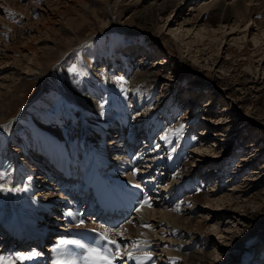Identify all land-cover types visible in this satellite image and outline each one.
<instances>
[{"label":"rangeland","instance_id":"rangeland-1","mask_svg":"<svg viewBox=\"0 0 264 264\" xmlns=\"http://www.w3.org/2000/svg\"><path fill=\"white\" fill-rule=\"evenodd\" d=\"M155 1L162 0H86L75 3L74 7L58 15L47 29L44 28L35 34L38 40L34 47L24 49L18 43L15 48L21 51H14L6 62L0 63V148L5 144V148L13 150L14 146L20 145L16 141H10L14 139V135L18 137L36 135L42 127L57 125L58 128H62L61 115L66 114L68 115L65 116V125L73 124L74 117L82 115L80 122H76L79 124L77 128H80V123L87 115L94 117L97 119L95 123L99 126L95 124L97 128L92 132L102 136L101 129L109 130V125L116 123L120 114V108L117 107L115 100L117 95L115 91L118 90L116 83L126 85L115 76V74L123 76L121 69L117 66L114 68L115 61L119 62L124 54H132L136 59L146 60V64L153 65L157 71L156 87L148 93L150 100L151 96H159L157 105H151L157 106L155 114L160 111V120H164V123H167V117L163 109L171 108L173 111L179 109L178 116L173 119L171 125L164 124V130L162 127L158 128L159 132L156 135L153 133L152 138L144 135L145 139L138 140L133 145L134 148L123 147L124 138V141L118 142L121 144L117 149L107 150L108 157L101 155V150L104 149L100 147L102 143L98 145L93 142L91 139L93 133L88 130L86 138L90 142V148L94 150L93 157L101 160L100 163L97 161L98 165L104 164L105 172L109 177H116L110 178L121 187L142 184L140 188L147 189V183L154 185L151 190L154 189L158 196L156 198L155 195L157 200L151 202L154 211H157L155 213L157 219L153 222L157 233L161 235L167 231L168 234L171 229L170 226L162 223L159 225L158 222L165 208L167 206L169 208V205L164 204V200L167 199L166 191L172 186L167 185V180L175 177V173L171 174L175 158L181 154L187 155L190 167H197L196 171L190 174L191 177L197 180V185L202 184L204 192L209 191L207 195L213 200L214 205L204 206L202 210L203 206L199 203L190 204L188 210L190 213L187 211V217L192 215L201 218L211 217L208 222L205 221L202 239L199 232L192 231V227L185 228L188 232L192 231L190 234L198 242L196 247L200 248L206 242L207 250L214 251L211 255L214 264H260L264 258L260 252L262 249L264 251V23L258 25L257 22L262 21L264 17L258 21L253 18L237 21L233 19L230 23H223L221 28L210 22L211 20L205 19L207 13L214 11L219 4L223 2L229 4L235 0H189L183 3L180 0L177 6L186 14L175 10L170 15L159 14L153 18L144 17L138 11L145 4ZM256 2L259 1H248L250 4ZM255 7L258 8L257 5ZM193 15H197L195 22V19L192 20ZM186 18L189 20L184 21ZM178 24L182 27L175 35L172 30ZM207 24H212L214 31L211 28L200 29ZM45 39L49 44L54 43L55 48L60 42L57 56L52 57V49L45 45ZM58 58L60 60L56 65L54 61ZM1 60L2 56L0 62ZM73 67L75 71L70 70ZM113 68L114 73L110 74L109 70ZM94 76L99 80L100 88L97 89L95 96L93 95L94 100L90 99L93 102L91 104L84 96L94 88L93 82L90 81ZM143 92L145 91H140L138 95ZM88 95L91 96V92ZM137 99L139 100V97L136 95L128 97L134 111L138 109L135 105ZM144 100L143 98L142 102ZM72 113L76 114L71 116ZM150 123L151 121L148 124ZM205 124L207 128L203 132ZM50 135L47 131L42 132L45 138H50ZM111 135V133L107 135L106 139L110 140ZM165 135L167 139H162ZM140 136L144 137L143 134ZM189 136L192 137L193 143L187 141L190 139ZM143 139L147 141L146 144ZM156 145L159 147H155ZM60 149L65 154L68 153L67 147L60 146ZM81 151L79 149L80 154L83 153ZM66 156L68 158V155ZM113 157L117 158L111 160ZM62 159L64 161L65 158ZM87 167L92 172L94 170L98 176L95 178L97 186L92 188H104L106 184L103 183L107 181L101 177L105 175L99 174L97 168L92 165ZM89 169L88 172L91 173ZM134 169L138 170L135 176L132 175ZM0 175L1 183L8 182L5 179L7 174L1 165ZM84 175L82 173L80 175L82 177L76 179L72 186L70 183L58 186V180H54L55 178L51 180V177H47V180H50L49 183L46 182L47 185L39 183V187H42L40 190L44 192L52 190L53 193L61 194L55 197V204L45 202L52 203L51 207H56V210L47 209L45 203L40 209L49 210L46 213L52 212L54 219L62 223L63 219H58L61 215L58 213L65 206L61 205L76 204L71 190L77 187L78 181L82 182L85 179ZM14 177L13 181H16L17 176ZM25 177L29 181V176ZM35 177L36 184L39 180L44 181ZM26 178H21L18 183L14 181V186L25 185L24 189L28 191L30 188ZM100 179L104 181L101 182ZM6 187L10 189L8 185ZM34 189L29 190L33 195L37 193ZM74 190L73 195L80 194L76 193L79 188ZM184 190L188 192L187 189ZM17 191V188L8 191L14 195L15 203L18 200L16 198L25 200L24 191ZM44 192L42 193L45 194ZM5 199L3 198V201ZM85 201L86 198L76 205L86 203L84 204L86 209L83 210H89L90 205L87 207L89 203ZM8 204V201L3 202L5 210L7 209L6 215L9 217L6 220L11 224L13 219L12 225L15 223L13 227L16 229L20 218L16 217V220L15 213L20 214L26 209L23 205L19 207L15 204L13 207L15 212L11 214ZM218 206L226 208L214 211V207ZM35 208L31 209L30 216L38 215L34 212L42 213L38 207ZM111 213L112 218L119 216L114 211ZM96 215L101 218L100 214ZM137 215L138 213L133 216L135 223L132 224L139 228L136 222ZM52 216L48 215L50 218ZM39 218H36V228L42 223L39 222ZM46 221L54 223L53 218ZM128 221H132V218L126 220ZM60 223L54 225L55 229L50 232V237L56 235L55 230L64 228L60 227ZM139 229L141 233L142 228ZM31 230L34 231V227H31ZM146 234L144 230L143 235ZM252 235H255V238H252ZM123 237L125 240L127 238L128 252L132 245L131 241L137 240L127 234H123ZM172 240L173 238H170V242ZM152 250L157 264H173L167 262L170 261L169 258L174 260L180 258L175 254H170L171 256L168 254L169 257L167 254L164 255L156 245ZM133 262L136 263L135 260Z\"/></svg>","mask_w":264,"mask_h":264},{"label":"bare ground","instance_id":"bare-ground-1","mask_svg":"<svg viewBox=\"0 0 264 264\" xmlns=\"http://www.w3.org/2000/svg\"><path fill=\"white\" fill-rule=\"evenodd\" d=\"M85 1L86 0H0V57L2 56V60L0 63H3V61L6 62L7 58L11 57L14 51L16 50L21 51L20 49L15 48V46L18 45V43L24 49L26 47L28 48L34 47V43L38 40V38L35 37V34L38 31L44 28L47 29L51 22L53 24V22L55 21L58 15L74 7L75 3H81ZM179 1L180 0H162L159 2L155 1L149 4H145L140 9H138V11L141 14H143L144 17L146 16L148 18L156 17V15H159V14L170 15L171 12L175 10L178 13H185L181 11V8H178L177 4L180 3ZM184 1H189V0H182V3ZM248 1L252 2L255 0H235L234 2H231L229 4H226L223 2L222 4H219L217 7H215L216 9L214 11L213 10L209 11L205 19L211 20L210 22L219 26V28L223 26L222 25L223 23H230V21L233 19H235L234 21L243 20L247 18H249L250 20L251 18H253L255 19V21L261 20V18L264 17V0H257L259 2L258 3L256 2L253 4L248 3ZM256 5L258 6V8L255 7ZM198 13H199L198 14L199 16L200 12ZM260 13L262 15H259ZM179 16L182 17L183 15L179 14ZM196 18H197V15L196 16L193 15L192 20L195 19L194 20L195 22ZM187 19L189 20V18H186L184 19V21ZM178 23H180V21ZM260 23H264V19L262 21L257 22L258 25ZM170 24L171 23H169V25ZM231 25L233 26V24ZM211 26L213 25L207 24L205 26H202L200 29L205 28V30H209L207 28H211V30L214 31L215 28L212 29ZM181 27L182 25L178 24V26L174 30H172L173 34L177 35V30L178 29L180 30ZM210 36H211V33H209V37ZM48 42L49 41L45 39V45H49L52 49V57L54 55L57 56L56 54L59 52L57 48H59L60 42L58 43L56 48L54 47L55 45L54 43L49 44ZM59 60H60L59 58L55 59L54 63L57 65ZM146 63H147L146 60L143 61V59H136L134 58L132 54H124L122 58L120 57L119 62L115 61L114 68L117 66L118 69H121V71H123L122 73L123 76H118L116 74L115 76H117V78L120 81L121 80L122 82L124 81L126 85H123L121 83L119 84L116 83V87L118 90L115 91V93L118 96L116 95L115 100H117L116 101L117 107L120 108V114L117 117V122L113 123L112 125H109L110 127L109 130L101 129L102 136H100L99 133L94 132L95 133L94 134L92 132V130H96L97 126H99L98 123H95L97 119H95L94 117L87 115V118L85 120L82 119L84 121L80 123V128H77V125L79 124H77L76 122H80V117L82 115L78 116L79 118L74 117L73 124L65 125L66 123L65 116L68 115L66 114L65 116L61 115V121L63 122V125H60V126L62 128H58L57 125L52 126L54 129V131H52L53 130L52 127H49V128L42 127L38 130L36 135L29 134L26 137H18L17 135H14V139L13 140L11 139L10 141H16L20 145L14 146L13 150L8 147L5 148V144H3V146L1 145L2 148H0V162H1L0 165H1V168L7 174L5 179H7L8 182H5V184H3L0 181V185H3L5 189L7 188L6 187L7 185L10 186V189H13V190L17 188L18 190L17 192H19L20 190L24 191L25 195H23V197L26 200L25 201L22 198L20 199L16 198L18 200L15 203L13 202L14 195L12 193L10 192L8 193V191H5V190L0 191V195H1L0 223L7 225V226H2L3 228H0V230L5 231L4 233L0 232L1 236L5 235L6 231L8 232L9 230L16 231L17 233L19 232L18 227L16 229L13 227L15 223L14 225H12L13 219L11 221V224L8 223V221L6 220V218H9V217L6 215L5 211L7 209L5 210V206L3 205V202H7V201L9 202L8 208H10L11 214L15 212V210L13 209L15 204H17L19 207H21L22 205L25 207L26 210L22 211L20 214L15 213L16 216H14V218L16 219V217H18L20 218V221H19L20 223L22 221L24 224L26 225L29 224L30 226L33 223V218L35 217H34V214L33 216H30L29 213L31 212L32 208L38 207L39 208L38 210H40V212L42 211V213H39V212H35V213H38L39 215L38 217H40V221L42 220V223L41 225L38 224L37 228L35 226L34 227L35 230L33 232L40 231L42 235H44L45 234L44 231H47V230H49V232H52V228L54 225L52 222L48 223L46 219L48 218L54 219L55 217L52 216L53 215L52 212H49V213H46V212L52 209L56 210V207H53V206L51 207L52 203H49V204H46V203L47 202L54 203L55 197H58L61 194L60 192L57 194L53 193L52 190L50 191L45 190V192L42 191V189L40 190V188L42 187H39L40 186L39 183L41 184L44 183L47 185V183L50 182V180H47V177H51L50 178L51 180L52 178L53 179L55 178L54 180H58L57 181L58 186H63L65 183H70L71 184L70 186H72L73 182L76 179L79 180L82 177L80 176L82 173L85 174L84 175L85 179H83L82 182L81 180L78 181V185L76 184L77 187L75 188L77 189L79 188L78 191L80 194H77L75 200H76V204L77 202H80V200L82 199L84 200L85 198H86L85 202H88V203L91 202V199H89L91 194H89L90 190L88 189H93L92 187L96 188L97 185H96L95 178H97L98 176L96 172L93 170L94 172L93 173L87 167V165L89 166L92 165L94 168H97L98 170L97 172H99V174H102L101 173L102 171L100 172L99 168H101L103 164L98 165V162L100 163L101 160L98 161V158L93 157L94 153L92 149L90 148V142H88L89 140L86 138V133L88 132V130L90 133H93L92 138L89 136L91 139L94 140L93 142H96L98 145L102 143L100 147H103L104 149L101 150L102 151L101 155L103 156L105 155V157H108L106 154L107 150L112 151L114 150V148L117 149V147H119V144H121V143L118 144V142L124 141L123 140L124 138H125V141H124L125 145H123V147L129 146L130 148L132 147L134 148L133 145H135L138 140L140 141V139L142 138L145 139L144 135H148L149 138H152V134L155 133L156 135L157 132H159L160 127H162L164 130V124L171 125L173 119L178 116L179 109H174L173 111V110H170L171 108L169 109L164 106L165 108H167L166 110L163 109L165 111L164 114L167 117L166 119L167 123H164V120L162 119L160 120V116H161L159 114L160 111H158L157 114H155L157 106L152 107L151 105L152 104L157 105L158 103L157 100L159 99V96H155V97L151 96V100H150V98H148L149 96L148 93H150L151 90L155 89L156 87V82L158 79L157 74H156L157 71L154 70L153 65L149 66ZM114 68L109 70L110 74L114 73ZM90 81L93 82L94 88L93 89L90 88L91 96L88 95L90 93L88 91V93H86L87 95L84 96V99L87 100V102L90 101L92 104L93 102L90 99L94 100L93 95L95 96L96 91H98L97 89L100 88L99 87L100 83H99V80L96 78V76H94V78L91 77ZM140 91H145V92H143V94L138 95ZM132 95L133 96L136 95V97L137 96L139 97V100L138 99L135 100L136 102L135 105L138 106V109H136V111L133 110L134 108L130 104L131 101L129 102L128 100V97ZM143 98L145 100L142 102ZM91 109L93 108L91 107ZM73 114H76V113H72L71 116H74ZM150 121L151 123L149 125L148 123ZM59 124H62V123L59 122ZM206 128L207 126L205 124L202 131L204 132ZM43 131H47L52 136L50 135V138L49 137L45 138L44 136H42ZM110 133L112 134L110 137V140L106 139L107 135H109ZM142 134L144 137L140 136ZM189 137L190 139H188L187 141L190 143L192 142L193 139L191 136ZM146 142L147 141L144 140L145 144ZM60 146L67 147L68 153L66 152L67 154H65V152L60 149ZM55 148L56 150H54ZM79 149L83 151L82 154L79 153ZM66 155H68V158ZM62 158H65L64 161H62L63 160ZM114 158H117V157H113L111 158V160ZM21 159L23 160L21 161ZM15 165H18L19 167L16 168ZM195 168L197 167L195 166ZM195 168L190 167L189 157L187 155L181 154L180 156L176 157L174 160V166H173V170L171 174L173 175V173H175V177H171L170 179L167 180L168 182L167 185L171 184L172 186L170 187L169 191H166L167 199L164 200V204L169 205V208L167 206L165 208L164 213L162 215L159 214L160 220L158 219L159 225H161L162 223L165 226L167 225L171 227V229H169L170 232L168 234H166L168 231L165 234H161V235L160 233H157L154 227L155 224L153 222V220L157 219L156 214H155L157 211H154L153 206L152 207L144 206L141 209V211L138 212V215H137L138 219L136 222H138L139 224L138 227L142 228L141 233L139 231L140 229L136 228V226L132 224V221L130 222L128 221L123 224V227H122L123 231L121 232H124L123 234L125 235L127 234L130 237H133L132 239H135L141 242V246L138 249H135V250L133 249L131 251H134V254H138L139 256H143L145 253H150L152 255V260L144 261L143 264H157V262H155L156 258L153 257V250L155 249V247L152 250V247L155 245L160 247L164 255L165 254H169V255L175 254V255L180 256L178 260L176 259L174 260L173 258L169 259L170 261H167L169 263L172 262L173 264H176V263L177 264H183V263L184 264H214V262L211 260V255H212V252L214 251L207 250L206 242H204L203 244L201 243L202 246H200V248L199 247L197 248L196 245L198 244V242L195 240V237L190 234L193 230H195L196 233L198 232L200 233L201 235L200 238L202 239V236L204 237L202 233L205 232L203 231V227L206 226L205 221L208 222V220L211 219V217L208 218V216L206 217L202 216L203 218H201V216L192 215L191 217H187L190 204L192 202L193 203L197 202L199 203V205L203 206L202 210H204V206H209V205L211 207L214 206L212 205L213 200H210V196H208L209 194L207 192L209 191L204 192L203 191L204 187L201 186L202 184L197 185V180L191 177L190 174H193L194 171H196ZM88 169L89 171H91V173L88 172ZM85 170H87L86 172L87 174L85 173ZM174 170L176 171L174 172ZM1 175H3V173H1ZM15 175L17 176L16 181L14 180L16 183H18L21 178H26L25 177L26 175H28L29 178L30 177L32 178V179H29V181H28V178H26V181L29 182V188H30L28 189V191L24 189L25 185L17 186V187L14 186L13 178H15L14 177ZM34 176H36L35 179H43L44 181L39 180L38 184H36L37 182L34 180ZM101 178L107 181V183L106 182L103 183L104 185L106 184L105 186L103 184L102 185L104 186V188L107 186L108 188H110V190L113 192L115 196V201L109 202L107 205H104V204L93 205V203H90L89 208L93 211H96L95 214H100L101 217H106V216L110 217L111 215V218H112L113 213L111 212L113 211V207H116V210H114L115 214L117 215L125 214L126 210L124 209L120 210L116 205L120 201L119 187L121 186L119 185V183L114 182L113 179H111L110 177L108 179H106V176L101 177ZM104 180H101V182ZM60 183L62 184L60 185ZM33 187H36V189H34ZM54 188H58V187H54ZM75 188H73V192H75L74 190ZM121 188L122 189L127 188L128 192L132 194L135 197V199H138V202L139 200H143L140 198V195H143V193H146L145 195L149 197V194L146 192V189L144 188H136L134 186L132 187V186H127V185L126 186L124 185ZM165 188H167V186ZM33 189H34V192L37 191V193H35L34 195L32 191H29ZM184 189H187L188 192H185ZM39 191H42L45 194ZM3 198H6V199L3 201ZM65 199L67 200V196L65 197ZM38 202H41V203L39 204ZM203 202L207 204L204 203L205 204L204 205ZM44 203L46 204L45 207L49 210L43 211L42 209H40L42 204ZM225 208L226 206L224 207L218 206V208L214 207L213 210L217 211L219 209H225ZM73 209L74 208H72L71 211H69L73 214L71 215L72 218L76 216V214L73 212ZM182 213L184 215H182ZM217 214L219 213L217 212ZM48 215L52 217L50 218L48 217ZM15 219H14V222H15ZM58 219H61V218L59 217ZM145 225H152V227L151 228L145 227ZM16 226H18V224ZM89 226H91V224H89ZM190 227H192V231L191 230H190L191 232L186 231L185 228H190ZM106 228L109 230V236L111 238L112 237L114 238L115 237L114 232L111 231V228L110 227H106ZM223 229L226 230V228H223ZM29 230L30 232H32L31 229ZM144 230L147 232L146 236L143 235ZM58 232H62V231L59 230ZM219 232L220 231H218V233ZM57 235H52V237H49V238H48V235L46 236L48 240L51 239V241H53L55 240L53 239V237H56ZM29 236H32V234L29 233ZM156 236L158 238H156ZM253 237L255 238V235H252V238ZM170 238H173L172 242H170ZM128 239H131V238H128ZM144 242H148L147 245H145ZM42 248L45 249V252H49L50 247L47 244H45V248L44 246ZM23 251H18V252H23ZM260 252L262 254V257H264L263 249ZM133 261L134 260H131V261L128 260V262H130L131 264L132 263L134 264ZM263 262H264V258L261 259L259 263L263 264ZM135 264H137V262Z\"/></svg>","mask_w":264,"mask_h":264},{"label":"snow or ice","instance_id":"snow-or-ice-1","mask_svg":"<svg viewBox=\"0 0 264 264\" xmlns=\"http://www.w3.org/2000/svg\"><path fill=\"white\" fill-rule=\"evenodd\" d=\"M70 70L75 71L76 69L73 67ZM162 139H167V136L165 135ZM155 147L158 148L159 145H156ZM172 151L174 152L175 148H173ZM137 171L138 170L134 169L132 175L135 176ZM134 187L140 188V185L136 184ZM0 190L11 191L12 189H5L3 185H0ZM144 206L152 207L151 199L146 195L144 199L139 202V206L135 210L139 212ZM66 215L71 216L73 214L68 212ZM78 223L82 225L84 221L81 219ZM145 227L151 228L152 225H145ZM92 231L95 232V229ZM116 235L121 236L122 241L110 238L109 230L107 228L98 234V238L93 244L85 243L80 239L61 238L56 245V258L51 260V264H114V261L118 258L123 261V264H127L128 260H135L137 264H143L144 261L152 260V255L150 253H145L143 256H136L134 251H128L126 253L127 258L125 259V254H122L121 247L122 242L124 246H126L128 241L123 240L122 233L117 232ZM144 243L147 245L148 242ZM68 246H75L76 249L81 251L79 253L70 251L68 250ZM140 246V241L132 242V248L134 250L138 249ZM40 255H42V253L35 250L28 253H15L14 257L12 255H0V264H16V260L31 261Z\"/></svg>","mask_w":264,"mask_h":264}]
</instances>
